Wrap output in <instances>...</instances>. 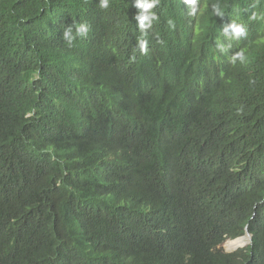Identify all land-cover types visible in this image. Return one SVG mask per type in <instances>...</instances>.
<instances>
[{
  "label": "trees",
  "instance_id": "1",
  "mask_svg": "<svg viewBox=\"0 0 264 264\" xmlns=\"http://www.w3.org/2000/svg\"><path fill=\"white\" fill-rule=\"evenodd\" d=\"M135 5L0 0V264H264V0Z\"/></svg>",
  "mask_w": 264,
  "mask_h": 264
},
{
  "label": "clouds",
  "instance_id": "2",
  "mask_svg": "<svg viewBox=\"0 0 264 264\" xmlns=\"http://www.w3.org/2000/svg\"><path fill=\"white\" fill-rule=\"evenodd\" d=\"M157 3V0H145V2L141 3V0H136V7L143 9V13L138 15L136 17V19L139 21V27L143 30L147 27L151 26V21L153 19L156 18L155 13H151L149 12L150 9L154 8L155 5ZM187 3L191 4L194 3V0H187ZM100 7L102 8H107L108 7V0H100ZM217 12V15L220 14V10L219 9H215ZM147 22V23H145ZM228 28H231V33L235 36V37H240L242 36L243 39V35L245 34V29L242 26H238L236 24H230L228 26ZM228 28H225L224 31L225 33L228 32ZM88 32V28L85 25H80L77 28V35H86ZM64 39L67 40L69 42V45L71 44L72 40L74 39V36L72 35V30H71V26H69L65 31H64ZM139 52L141 54H144L145 52V43L141 42L140 44V50ZM151 54L153 57L157 58L159 60V56L158 54L153 50H151ZM133 65H139L137 63L132 62ZM241 237V236H240ZM239 238V237H238ZM236 239V238H235ZM234 240V239H233ZM248 245V244H247ZM245 247V246H244ZM243 248V247H242ZM240 249V248H239ZM238 250V249H237ZM234 252V251H233Z\"/></svg>",
  "mask_w": 264,
  "mask_h": 264
},
{
  "label": "water",
  "instance_id": "3",
  "mask_svg": "<svg viewBox=\"0 0 264 264\" xmlns=\"http://www.w3.org/2000/svg\"><path fill=\"white\" fill-rule=\"evenodd\" d=\"M241 237L246 238V241H247L246 244L243 245L242 247H244V246H246L247 244L250 243L251 237H250V235L248 234V232L246 230H245L244 234ZM241 237H239V238H241ZM236 239H238V238H236ZM236 239H234V240H236ZM242 247H239V248H242ZM239 248H237V249H239ZM237 249H235L234 251H236Z\"/></svg>",
  "mask_w": 264,
  "mask_h": 264
},
{
  "label": "rangeland",
  "instance_id": "4",
  "mask_svg": "<svg viewBox=\"0 0 264 264\" xmlns=\"http://www.w3.org/2000/svg\"><path fill=\"white\" fill-rule=\"evenodd\" d=\"M226 242H228V240H227ZM226 242H225L224 245H223V249H224V251L227 252V253L233 252L234 250H228V249L226 248ZM236 243H237V241H234V242L231 243V245H234V244H236Z\"/></svg>",
  "mask_w": 264,
  "mask_h": 264
}]
</instances>
